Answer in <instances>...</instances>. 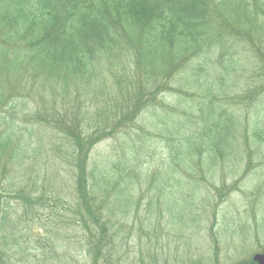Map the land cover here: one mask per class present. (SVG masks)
<instances>
[{"label": "trees", "instance_id": "16d2710c", "mask_svg": "<svg viewBox=\"0 0 264 264\" xmlns=\"http://www.w3.org/2000/svg\"><path fill=\"white\" fill-rule=\"evenodd\" d=\"M172 96L173 104L165 105ZM124 134L123 151L92 160L96 147L120 145ZM157 149L166 150L161 164L175 186L159 179L160 191L148 194L134 238L138 264H147L143 248L155 251L145 257L158 264L160 242L181 231L197 234L238 186L264 192L263 183L252 186L264 171V0H0V237L40 225L39 213L47 208L53 226L65 219L81 232L91 264L125 263L115 243L127 245L130 237L121 241L111 234L116 226L105 218L97 191L106 197L109 188L116 197L111 205L123 203L129 219L125 214L141 205L131 196L139 179L133 170L150 164ZM69 153L74 208L62 205L56 192L46 199L24 191L32 164L41 166L45 154L49 163H64ZM9 173L23 180V190L11 181L2 188L1 175ZM220 173L238 178L226 184L221 176L217 185ZM10 184L12 192L6 191ZM167 197L172 210L164 208ZM9 198L24 210L23 221L17 223ZM164 213L172 235L153 224ZM138 214L134 210L135 221ZM213 230L211 224L216 247ZM12 244L16 248L0 247V264L13 261L7 247L39 251Z\"/></svg>", "mask_w": 264, "mask_h": 264}, {"label": "rangeland", "instance_id": "374dc122", "mask_svg": "<svg viewBox=\"0 0 264 264\" xmlns=\"http://www.w3.org/2000/svg\"><path fill=\"white\" fill-rule=\"evenodd\" d=\"M174 98L175 96L165 98L164 104L168 106L173 104ZM38 104L40 105V102ZM31 109L37 110L38 106L35 103H32ZM68 113L69 115H74L75 110L70 109ZM47 135L48 134H46L45 137H47ZM39 137L43 140L42 135H39ZM126 141L127 137L124 134V137H119L118 139L120 145L116 142L117 145H101L96 147L94 149V154L92 155L95 156V159L92 160H101L105 157L120 153L123 151V143ZM114 149L116 150V153L114 152ZM46 154L40 158L42 161L41 166L39 164L34 167V164H29L31 165V171L32 168L33 171L30 176L28 174L25 175L28 179L25 181V185L29 188L24 189V191L32 189L33 193H37L34 195H41V197L46 199L51 197L50 192H56L63 201L62 205L66 204L73 207V203H75L77 199L73 188L74 181L69 166L65 164L68 160H70L68 157H70L71 153L63 157L65 160L64 163L59 161H57L58 163H49L46 161ZM148 157V162L150 164L133 170L135 175L139 174V179L134 185L135 188L132 191L131 196L135 203L141 202V205L133 206L130 209L131 211L129 214H125L127 217H130L129 219L122 215L125 211H128L123 203L111 205V202L115 200L116 197L114 193L112 194L108 191L109 188L105 190L107 194L106 197L105 192L97 191L98 200L102 203L101 207L104 210L103 214H105V218L106 215L109 216L110 223L116 226L110 230L111 234H116V237L120 238L121 241L130 237V240L127 241V245L120 244V241H116L115 243L120 249V255L128 258V260L126 259L127 261H125V263L122 262V264H138L140 261L137 257L140 247L134 238L136 234H138L142 225V220L145 218L142 216L147 213V211L144 212L145 208H147L146 203L149 202V198L152 195L158 193L162 188V183L159 179L164 182L167 181V187L175 186L172 180L174 175L171 170H168V167L161 164V158L166 157V150H153L150 152ZM262 163L264 166V161ZM202 169L198 168L196 172L201 171ZM10 170L15 171L16 169L12 168ZM255 171L257 170H254V172ZM260 173L262 174V176H258L260 182L255 184L256 181H254L252 186H259L262 183L264 184V171ZM157 174L161 175L158 179L156 177L153 180V176H158ZM1 176L5 178V181L1 182L2 188L7 187L8 182L11 181L15 189L19 188L20 190H23L21 184L24 182L23 180L20 182V178L15 179V176H12L11 173ZM196 176L202 177L203 173L200 174L199 172ZM221 176L226 181V184H229L238 178L237 176L233 178L229 176L225 177L223 173H220L218 174V178L214 179L217 185L220 184L219 178ZM205 177L208 178L207 175H205ZM183 178H185V176H183ZM35 180H37V182L35 183V186H33ZM208 183H211V181L209 180ZM13 186L10 184L9 189L6 191L12 192L14 190ZM252 186L250 188H252ZM156 187L158 190L155 189ZM238 187L239 190L233 193V196L235 197L233 199L231 198L226 200L218 207L215 218L214 216H210L205 219L197 234L189 237L190 233H184V231H181L182 235L179 234L177 236L179 239L173 236L172 239H164L160 242L161 251L159 252V256H157V254L155 255V260L158 258V264H163L162 261H166L168 264H244L245 262H250L253 256L264 254V227L262 226V223L264 222V211L260 209L261 207H264V192L260 191L259 194H256L251 192L253 189H245L242 185ZM176 190H178L179 193H182L181 188ZM128 193L129 191L124 192V194L127 195ZM148 194H150V197H148ZM243 194L246 195V197H244ZM251 194L253 195L250 196ZM102 195L104 197H102ZM141 196H143V198H141ZM8 200L11 201L9 202L11 203V209L17 212L13 215L16 218L17 223L23 221L26 218V214L23 213L24 210H22V208L17 209L13 206L12 200L10 198ZM107 203H109L110 206ZM164 204V208L172 210V200H170V197L168 199L164 198ZM134 210L139 211L138 221H135V219L132 218V216L135 218ZM108 211L113 215H109ZM62 212L63 211L61 210L60 214ZM31 213L29 214L30 216ZM65 215L67 218H70V215ZM222 215H226L224 222L221 220ZM48 216L49 210L47 208L44 210V214L39 213V218L41 219L40 225H43L44 228L43 226L40 227L38 224H33L30 225L29 228L24 229L21 227L19 229H12L9 230L7 234L5 233L1 235L0 247L13 245L12 243L17 242L23 246V248L25 246L27 249L39 250L36 253H29L22 250L17 251L14 245L13 246L15 248L7 247L11 250L8 254L15 253L13 261L10 260L9 264H91V260L85 252L86 249L84 248V242L82 244L81 241V232H75L74 227L69 228V226H66L65 219L64 221H59L58 225L55 224V226H53L52 222L48 221ZM166 216V213L162 214L160 218L153 220V224L156 222L159 223L158 232L161 234L165 232L172 235L170 233L171 228L166 225L169 221L166 219ZM58 217V219L63 218L61 215ZM211 224L214 226L213 231L219 235L216 247L213 246V242H211V238L208 233L209 226ZM228 225L231 226L227 227ZM246 227L248 229H246ZM117 230H120V232ZM36 235H39L40 238L35 237ZM118 238H116V240H120ZM169 241L171 242L170 244H168ZM57 245L58 248H55ZM54 249L58 250L57 258L54 260L47 258L45 262L42 261L43 255L46 254L47 257L48 253L54 251ZM130 251L134 252L135 255H130ZM151 252L155 251L147 247L142 250V260H145L147 264L153 262H150V260L145 257V254L148 255ZM27 253H29V255ZM32 256H36L38 262L34 260ZM102 262H109L108 264H113V262L110 263L111 261H101V263Z\"/></svg>", "mask_w": 264, "mask_h": 264}, {"label": "water", "instance_id": "95a60500", "mask_svg": "<svg viewBox=\"0 0 264 264\" xmlns=\"http://www.w3.org/2000/svg\"><path fill=\"white\" fill-rule=\"evenodd\" d=\"M252 260L256 263V264H264V254H259V255H255L252 257Z\"/></svg>", "mask_w": 264, "mask_h": 264}]
</instances>
